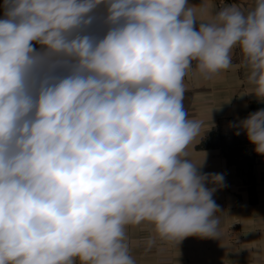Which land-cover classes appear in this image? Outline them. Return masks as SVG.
Wrapping results in <instances>:
<instances>
[{
	"label": "clouds",
	"instance_id": "1",
	"mask_svg": "<svg viewBox=\"0 0 264 264\" xmlns=\"http://www.w3.org/2000/svg\"><path fill=\"white\" fill-rule=\"evenodd\" d=\"M4 8L0 264H136L127 230L144 224L146 249L217 239L224 175L200 171L206 152L190 157L203 122L185 109V78L231 69L238 49L248 85L238 96L264 102V0L226 4L208 21L188 0ZM100 8L102 38L89 31ZM233 127L264 156V109Z\"/></svg>",
	"mask_w": 264,
	"mask_h": 264
},
{
	"label": "crops",
	"instance_id": "2",
	"mask_svg": "<svg viewBox=\"0 0 264 264\" xmlns=\"http://www.w3.org/2000/svg\"><path fill=\"white\" fill-rule=\"evenodd\" d=\"M188 2L202 21L212 19L226 4L245 11L254 6V0ZM4 13V0H0V19ZM102 15L103 9H97L98 19L89 29L101 38L106 31ZM34 47L40 50L41 45L34 42ZM240 59L237 49L231 69L207 79L195 72L185 78V109L189 118L203 122L201 136L188 149L190 157L198 163L206 152L200 171L224 175V185L212 197L220 209L217 239L192 236L180 244L157 239L146 249L151 225L130 226L129 246L136 264H264V156L254 152L245 133L235 135L233 127L249 113L264 109V102L251 95L238 96L248 87Z\"/></svg>",
	"mask_w": 264,
	"mask_h": 264
}]
</instances>
